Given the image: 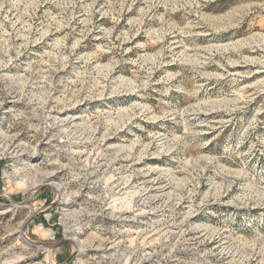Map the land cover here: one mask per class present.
Returning <instances> with one entry per match:
<instances>
[{
  "label": "rangeland",
  "instance_id": "374dc122",
  "mask_svg": "<svg viewBox=\"0 0 264 264\" xmlns=\"http://www.w3.org/2000/svg\"><path fill=\"white\" fill-rule=\"evenodd\" d=\"M0 127V264L88 197L141 264H264V0H0Z\"/></svg>",
  "mask_w": 264,
  "mask_h": 264
},
{
  "label": "built area",
  "instance_id": "2783aa9c",
  "mask_svg": "<svg viewBox=\"0 0 264 264\" xmlns=\"http://www.w3.org/2000/svg\"><path fill=\"white\" fill-rule=\"evenodd\" d=\"M8 139H14V143L16 141V138L5 134L0 127V160L8 157L16 159L19 156V151H15V155L12 154V151H4L3 146ZM7 166L12 167V174L8 170H4V177L8 182L13 177H21L23 171L26 170L23 167L14 170L11 163H8ZM88 200L83 206L62 208L58 222L53 224V226H61V229L57 228L56 231L50 229L45 239L56 243L58 242L57 237L61 236L63 242L70 244L71 253L68 264H141V259L136 255L135 241L127 237L128 235H123L116 228L119 224L120 228L126 225L127 222L122 221L124 214L131 211L118 209L113 199L103 200L97 207L91 205L90 201H94V199L88 197ZM69 202L77 203L72 200L67 201V203ZM132 214L136 218L128 222L142 224L140 222L146 215L139 212H136L135 215L132 212L131 216ZM47 216L45 215L49 220ZM38 230H45L44 225L39 224ZM44 251L48 255L51 253L49 248H44Z\"/></svg>",
  "mask_w": 264,
  "mask_h": 264
},
{
  "label": "bare ground",
  "instance_id": "6f19581e",
  "mask_svg": "<svg viewBox=\"0 0 264 264\" xmlns=\"http://www.w3.org/2000/svg\"><path fill=\"white\" fill-rule=\"evenodd\" d=\"M19 144V143H18ZM25 146V145H24ZM24 146L23 145H17V144H15L14 143V139H8L7 141H6V143L4 144V146H3V149H4V151H12V154L13 155H15V151H23V148H24ZM25 151V150H24ZM162 178V177H161ZM161 180V179H160ZM159 182V181H158ZM159 183H161V182H159ZM158 183V184H159ZM34 185H35V183H34ZM164 185V184H163ZM165 187V186H164ZM160 189V188H159ZM163 189V188H162ZM132 212H127V213H125L124 214V217H123V222H128V221H132V218H131V216H126V215H129V214H131ZM136 218V217H135ZM139 229H141L140 227H139ZM20 233V232H19ZM22 234V233H21ZM20 237H23V235L22 236H20Z\"/></svg>",
  "mask_w": 264,
  "mask_h": 264
}]
</instances>
